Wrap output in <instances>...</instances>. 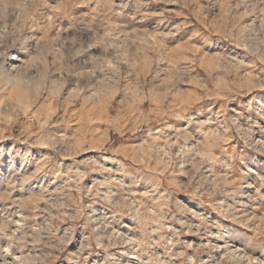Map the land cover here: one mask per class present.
<instances>
[{"label": "rangeland", "instance_id": "rangeland-1", "mask_svg": "<svg viewBox=\"0 0 264 264\" xmlns=\"http://www.w3.org/2000/svg\"><path fill=\"white\" fill-rule=\"evenodd\" d=\"M0 264H264V0H0Z\"/></svg>", "mask_w": 264, "mask_h": 264}]
</instances>
